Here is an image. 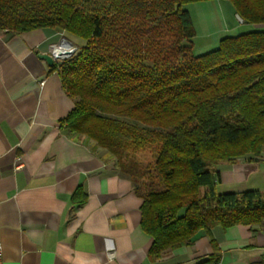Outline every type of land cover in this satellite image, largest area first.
I'll return each instance as SVG.
<instances>
[{
    "label": "trees",
    "instance_id": "1",
    "mask_svg": "<svg viewBox=\"0 0 264 264\" xmlns=\"http://www.w3.org/2000/svg\"><path fill=\"white\" fill-rule=\"evenodd\" d=\"M198 1L0 0V30L53 28L84 41L53 66L75 103L60 123L131 180L153 261L216 226L264 228V190L217 189L220 163L264 153V30L197 55L185 5ZM232 2L264 24V0ZM86 198L80 186L73 200Z\"/></svg>",
    "mask_w": 264,
    "mask_h": 264
},
{
    "label": "crops",
    "instance_id": "2",
    "mask_svg": "<svg viewBox=\"0 0 264 264\" xmlns=\"http://www.w3.org/2000/svg\"><path fill=\"white\" fill-rule=\"evenodd\" d=\"M63 36L53 28L0 30L3 263L264 264V228L244 224L216 226L190 245L149 258L154 238L141 225L143 199L131 180L106 150L61 126L75 103L41 54L54 52ZM59 48L54 64L65 58ZM260 161L226 162L221 181L227 187L247 181ZM80 186L87 198L78 207L73 195Z\"/></svg>",
    "mask_w": 264,
    "mask_h": 264
},
{
    "label": "rangeland",
    "instance_id": "3",
    "mask_svg": "<svg viewBox=\"0 0 264 264\" xmlns=\"http://www.w3.org/2000/svg\"><path fill=\"white\" fill-rule=\"evenodd\" d=\"M185 8L189 10L195 26L196 35L193 38L192 45L193 51L197 55L216 49L219 46L220 39L225 36L238 35L253 30H264V25L239 21L232 0H204L192 2L186 4ZM64 37L71 41L72 47L70 46L69 48H75V50L71 52L72 54L76 51V44L79 45L84 42L81 38L72 34L66 33L63 38ZM72 54L65 56L64 59L70 58ZM260 159L259 169L249 172L247 181L227 187L225 180H223L217 185L218 191L220 193H225L258 188L264 190V153ZM225 163L224 161L220 163L221 169L225 167ZM259 180H262V182H258ZM204 191L205 188H203V192Z\"/></svg>",
    "mask_w": 264,
    "mask_h": 264
},
{
    "label": "water",
    "instance_id": "4",
    "mask_svg": "<svg viewBox=\"0 0 264 264\" xmlns=\"http://www.w3.org/2000/svg\"><path fill=\"white\" fill-rule=\"evenodd\" d=\"M236 16L239 19V21H241V22H244L245 21L244 18L239 13H237ZM61 54H62L61 50H57L55 52L43 53V54H41V57L43 59L47 60V62L50 65H54L55 59L60 58L61 57ZM68 54H72L71 51H67L65 53V56H68Z\"/></svg>",
    "mask_w": 264,
    "mask_h": 264
},
{
    "label": "built area",
    "instance_id": "5",
    "mask_svg": "<svg viewBox=\"0 0 264 264\" xmlns=\"http://www.w3.org/2000/svg\"><path fill=\"white\" fill-rule=\"evenodd\" d=\"M65 40V38H63L62 39V41L60 42V44L63 42ZM69 43V42H68ZM60 44L58 43V44H54L53 45V47H54V52L55 51H57L58 50V48H59V46H60ZM72 44L70 43V46H71ZM72 47V46H71ZM75 50V48H69V49H66V52L67 51H71V52H73ZM69 55V54H68ZM2 251H3V248H2V245L0 244V264H4L3 263V257H2ZM215 264H220V262H218V263H215Z\"/></svg>",
    "mask_w": 264,
    "mask_h": 264
},
{
    "label": "bare ground",
    "instance_id": "6",
    "mask_svg": "<svg viewBox=\"0 0 264 264\" xmlns=\"http://www.w3.org/2000/svg\"><path fill=\"white\" fill-rule=\"evenodd\" d=\"M70 47V43H68L67 40H64L61 44V47L59 49H68Z\"/></svg>",
    "mask_w": 264,
    "mask_h": 264
}]
</instances>
